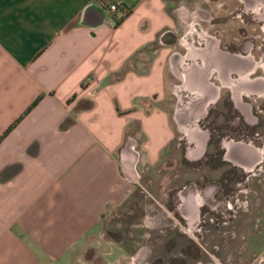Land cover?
I'll return each mask as SVG.
<instances>
[{
	"label": "crops",
	"instance_id": "0c3cea01",
	"mask_svg": "<svg viewBox=\"0 0 264 264\" xmlns=\"http://www.w3.org/2000/svg\"><path fill=\"white\" fill-rule=\"evenodd\" d=\"M168 1L0 0V264H135L122 237L97 233L133 195L139 163L162 159L173 123L185 156H201L208 132L199 122L223 89L251 121L244 97L264 90L253 76L260 60L216 37L184 52L155 45L173 26ZM240 1L251 12L264 5ZM170 87L173 123L162 104ZM221 145L249 175L264 162L262 145ZM192 197L179 210L194 220Z\"/></svg>",
	"mask_w": 264,
	"mask_h": 264
},
{
	"label": "rangeland",
	"instance_id": "374dc122",
	"mask_svg": "<svg viewBox=\"0 0 264 264\" xmlns=\"http://www.w3.org/2000/svg\"><path fill=\"white\" fill-rule=\"evenodd\" d=\"M167 6L173 26L155 45L162 42L184 52L189 44L201 47L216 37L223 49L249 52L260 60L253 76L264 77V5L252 12L240 0H169ZM177 81L171 75L169 86L177 88ZM171 87L162 104L170 110L173 123L171 107L176 99ZM263 91L244 97L247 108L251 106L248 122L230 91L223 89L199 122L208 139L204 152L195 159L185 156L187 140L173 123L174 136L162 159L154 165L139 163L133 195L121 210L103 216L97 236L122 237L125 254L134 253L135 264H264V256L259 255L264 254V162L249 175L225 160L223 152L221 158L215 153L217 145L223 150L225 138L264 146ZM135 128L130 131L139 146L143 137ZM210 135L213 143L208 148ZM193 195L194 210L188 207L187 213L197 218L191 220L179 207L187 208Z\"/></svg>",
	"mask_w": 264,
	"mask_h": 264
},
{
	"label": "trees",
	"instance_id": "16d2710c",
	"mask_svg": "<svg viewBox=\"0 0 264 264\" xmlns=\"http://www.w3.org/2000/svg\"><path fill=\"white\" fill-rule=\"evenodd\" d=\"M36 101H37V100H35V102H33V103L27 108L26 111H29V110L31 109V107L36 103ZM228 102H229V101H228ZM229 105H230V103H229ZM231 106H232V104L230 105V109H231L232 111H235V110H233L234 108L231 107ZM236 113H237V112L235 111L234 114H236ZM236 116H238V117L240 118V116H239L238 113L236 114ZM205 119H206V118H205ZM16 121H18V119H17ZM16 121H15V123H16ZM240 122H241V125H244V127H245L246 129H248V126L244 123V121H243L241 118H240ZM12 126H13V125L9 126V127L7 128V130L3 133V135L6 134V133L12 128ZM229 128H230V127H229ZM250 130H253V128H250ZM220 135H224V136H226V133H221ZM220 138H221V136H220ZM219 141H220V139H217V140H216L217 143H219ZM212 143H213V141H212V135H210V138H209V141H208V148H209V146H211ZM217 146H218V147H217V151H216L215 153H217V155L221 158L223 150L219 147L220 145H217ZM208 148H207V151H208ZM225 163H226V162H225ZM228 166H230L232 169H235V167L232 166V165L229 164V163H228Z\"/></svg>",
	"mask_w": 264,
	"mask_h": 264
},
{
	"label": "built area",
	"instance_id": "2783aa9c",
	"mask_svg": "<svg viewBox=\"0 0 264 264\" xmlns=\"http://www.w3.org/2000/svg\"><path fill=\"white\" fill-rule=\"evenodd\" d=\"M117 9V4L116 3H111L108 5V10L112 13ZM119 18H116L114 14H111L107 20V23L110 26H114L118 23Z\"/></svg>",
	"mask_w": 264,
	"mask_h": 264
}]
</instances>
